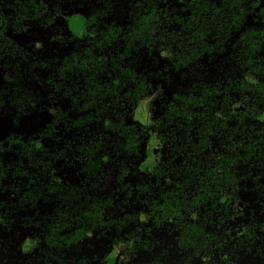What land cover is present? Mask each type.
<instances>
[{
    "label": "trees",
    "instance_id": "obj_1",
    "mask_svg": "<svg viewBox=\"0 0 264 264\" xmlns=\"http://www.w3.org/2000/svg\"><path fill=\"white\" fill-rule=\"evenodd\" d=\"M234 104L264 117V0H0V264H264L215 252Z\"/></svg>",
    "mask_w": 264,
    "mask_h": 264
},
{
    "label": "flooded vegetation",
    "instance_id": "obj_2",
    "mask_svg": "<svg viewBox=\"0 0 264 264\" xmlns=\"http://www.w3.org/2000/svg\"><path fill=\"white\" fill-rule=\"evenodd\" d=\"M22 34V37L30 42V38H28L30 32ZM234 106V117L230 119L225 116V109L222 110V114L218 113L215 109V115L218 116V119L215 120L213 118L212 122H216L219 128H213L215 135H209L212 145L218 150L219 154L218 160L221 164L219 170L222 174L220 177L222 186L221 196L225 197L224 204L230 202V204L235 205L237 208L235 213L231 208L228 209V213L225 214L221 224L223 229L219 231V247L214 246L217 248L215 252H219L218 249L223 248L224 259H227L231 255V250L234 248L236 242L240 247L239 241L243 242L242 237L245 234L252 235L258 232L264 236V181L258 180L259 170H264V167H261L260 162L255 159L256 157L264 156V140H262V136H264V117L260 118L255 114L250 115L249 110L244 108L243 105L234 104ZM244 115L245 117H243ZM186 120L192 121V118L190 117ZM228 126H233V131L229 130V134H227ZM246 126L249 127L246 131L251 132L249 135L243 133V129ZM261 127L263 134L259 138L258 135ZM260 147L262 151L259 150ZM247 157H250V159L247 160ZM232 164L233 167L231 166ZM235 164L237 165L234 167ZM228 167L231 169L229 173L227 172ZM205 171V166L200 167L198 170L200 173H204ZM191 191L195 198L202 192L195 191L194 189H191ZM252 224H257V227L260 229L247 230L246 226ZM237 227H240V230ZM229 236H234L235 239L227 240L226 237L228 238ZM174 243L168 241L167 245L174 249L179 247L175 246ZM205 246L209 251V237H207ZM237 263L241 264L242 261L238 259Z\"/></svg>",
    "mask_w": 264,
    "mask_h": 264
},
{
    "label": "rangeland",
    "instance_id": "obj_3",
    "mask_svg": "<svg viewBox=\"0 0 264 264\" xmlns=\"http://www.w3.org/2000/svg\"><path fill=\"white\" fill-rule=\"evenodd\" d=\"M29 32H30V38H44L48 34L47 31L37 29V27L35 26L32 27V29L29 30Z\"/></svg>",
    "mask_w": 264,
    "mask_h": 264
}]
</instances>
